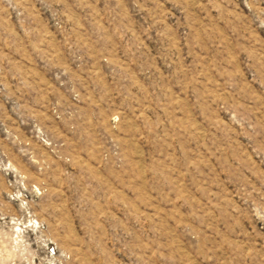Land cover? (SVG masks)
I'll return each instance as SVG.
<instances>
[{
    "label": "rangeland",
    "instance_id": "rangeland-1",
    "mask_svg": "<svg viewBox=\"0 0 264 264\" xmlns=\"http://www.w3.org/2000/svg\"><path fill=\"white\" fill-rule=\"evenodd\" d=\"M0 264H264V0H0Z\"/></svg>",
    "mask_w": 264,
    "mask_h": 264
}]
</instances>
